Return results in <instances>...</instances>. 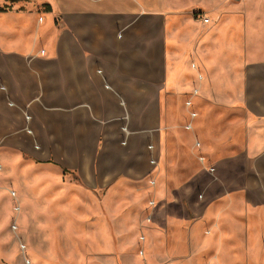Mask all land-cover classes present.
<instances>
[{"label":"crops","instance_id":"1","mask_svg":"<svg viewBox=\"0 0 264 264\" xmlns=\"http://www.w3.org/2000/svg\"><path fill=\"white\" fill-rule=\"evenodd\" d=\"M243 15L225 0H0V163L25 152L160 209L195 182L203 143L264 217V25L246 51Z\"/></svg>","mask_w":264,"mask_h":264},{"label":"rangeland","instance_id":"2","mask_svg":"<svg viewBox=\"0 0 264 264\" xmlns=\"http://www.w3.org/2000/svg\"><path fill=\"white\" fill-rule=\"evenodd\" d=\"M227 1L244 10L248 30L240 43L246 51L256 50V18L264 25V0ZM195 9L176 11L192 18L193 12L199 15ZM196 150L205 155V163L194 162L195 182L170 192L175 202L163 201L160 209L158 201L132 208L133 199L125 192L109 199L107 188L87 187L72 169L5 150L0 264H264L262 212L246 208L237 177L227 176L220 160L210 161L203 143ZM249 198L256 203V197Z\"/></svg>","mask_w":264,"mask_h":264},{"label":"built area","instance_id":"3","mask_svg":"<svg viewBox=\"0 0 264 264\" xmlns=\"http://www.w3.org/2000/svg\"><path fill=\"white\" fill-rule=\"evenodd\" d=\"M204 20H205L206 22H208V21H209V18H208V17H205ZM1 168H2V164L0 163V169H1Z\"/></svg>","mask_w":264,"mask_h":264},{"label":"bare ground","instance_id":"4","mask_svg":"<svg viewBox=\"0 0 264 264\" xmlns=\"http://www.w3.org/2000/svg\"><path fill=\"white\" fill-rule=\"evenodd\" d=\"M207 37V36H206ZM249 51V50H248ZM21 227V226H20Z\"/></svg>","mask_w":264,"mask_h":264},{"label":"trees","instance_id":"5","mask_svg":"<svg viewBox=\"0 0 264 264\" xmlns=\"http://www.w3.org/2000/svg\"><path fill=\"white\" fill-rule=\"evenodd\" d=\"M48 8H49V6H48Z\"/></svg>","mask_w":264,"mask_h":264}]
</instances>
